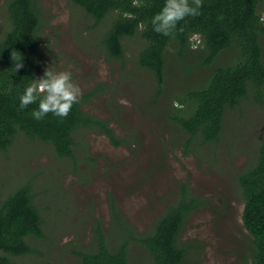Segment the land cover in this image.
I'll list each match as a JSON object with an SVG mask.
<instances>
[{
	"label": "rangeland",
	"instance_id": "1",
	"mask_svg": "<svg viewBox=\"0 0 264 264\" xmlns=\"http://www.w3.org/2000/svg\"><path fill=\"white\" fill-rule=\"evenodd\" d=\"M37 3L42 17L33 50L38 71L49 65L71 68L81 95L95 89L82 109L106 121L120 143L113 145L98 128L81 126L72 133V156L59 157L52 143L21 131L0 150V202L27 184L42 215L43 236L27 237L33 251L12 257L13 264H81L76 251L92 248L96 227L110 234L107 239L121 238L110 226L111 196L135 232L146 234L165 205L178 198L182 183L190 194L207 199L180 233L184 264H252L237 177L252 165L264 138V85L260 99L249 92L226 111L217 140L186 144L187 134L171 116L182 106L177 97L200 87L214 66H194L203 50L193 53L190 47L179 58L170 47L157 94L153 73L137 61L144 45L139 34L123 37L122 57L111 58L103 44L109 17L95 24L70 0ZM5 4L0 0V37L9 25ZM258 12L264 21V3ZM234 55L229 49L218 60ZM128 246L132 264H153L140 244Z\"/></svg>",
	"mask_w": 264,
	"mask_h": 264
},
{
	"label": "trees",
	"instance_id": "2",
	"mask_svg": "<svg viewBox=\"0 0 264 264\" xmlns=\"http://www.w3.org/2000/svg\"><path fill=\"white\" fill-rule=\"evenodd\" d=\"M70 1L91 16L95 24L109 17L103 37L109 57H122L123 37L135 34L142 37L144 45L137 61L153 73L157 94L163 89L169 48L182 58L190 50L188 37L194 32L202 34L204 47L193 49V53L203 50L204 54L194 66H214L200 87L187 89L182 97H177L182 106L174 108L171 116L187 134L186 144L197 138L217 140L228 109L237 106L249 92L258 99L262 97L264 21L258 8L264 0H203L200 15L178 22L173 37L152 31L149 23L163 0ZM5 7L9 25L0 37V150L6 149L21 131L27 137L52 143L59 157L72 156V133L81 126L98 128L113 145H118L120 140L106 121L82 109V103L94 96L95 89L82 94L79 103L63 118L48 113L37 120L31 116L35 103L24 109L18 107V95L25 84L30 78L42 75L33 57L42 17L37 0H6ZM141 21L146 24L143 31L137 27ZM229 49H233L235 55L227 62L219 61L220 55ZM12 57H20L23 66L15 70ZM237 179L243 199L242 225L252 237L251 261L264 264V138L254 162L240 172ZM206 201L190 194L186 183H182L178 198L167 203L152 229L141 235L121 216L111 196L110 226L118 228L121 238L116 234L115 239H107L110 234L96 227L92 248L76 251L79 262L132 264L128 245L133 241L149 253L153 264H184L186 248L180 243V233L189 215ZM29 236H43L42 215L30 187L25 184L0 202V264H13L12 257L32 252L26 240Z\"/></svg>",
	"mask_w": 264,
	"mask_h": 264
},
{
	"label": "clouds",
	"instance_id": "3",
	"mask_svg": "<svg viewBox=\"0 0 264 264\" xmlns=\"http://www.w3.org/2000/svg\"><path fill=\"white\" fill-rule=\"evenodd\" d=\"M203 0H163L158 11L150 17L152 31L166 37H173L177 31V24L186 17L200 15ZM143 31L145 22L137 25ZM182 30V29H180ZM189 46L192 49L203 48V36L194 32L188 37ZM12 56V53H11ZM15 60V70L22 67L20 57H12ZM81 89L74 79L71 68L57 69L47 66L42 75L30 78L25 84L23 91L18 95V107L26 108L29 104H36L31 110V116L40 120L48 113L63 118L68 115L73 105L79 103ZM121 103H126L121 100Z\"/></svg>",
	"mask_w": 264,
	"mask_h": 264
}]
</instances>
